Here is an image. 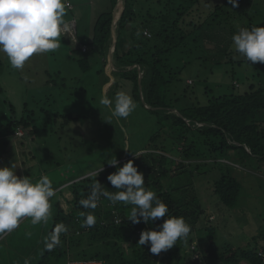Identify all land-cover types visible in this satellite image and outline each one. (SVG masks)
Here are the masks:
<instances>
[{
    "label": "trees",
    "instance_id": "obj_1",
    "mask_svg": "<svg viewBox=\"0 0 264 264\" xmlns=\"http://www.w3.org/2000/svg\"><path fill=\"white\" fill-rule=\"evenodd\" d=\"M116 1L103 0L105 4L98 8V18L93 22L90 48L86 45L78 46L81 52L91 53L93 56L75 61L77 67L85 74L91 72L94 64L98 67V74L105 73L103 58L106 57L112 40L111 22ZM208 2L125 0L115 46V60L121 65L111 60L110 66L107 62L110 69L115 67L118 70L111 74V85L114 89L121 79L130 82L132 96L139 103L138 74L133 70L128 71L127 69L134 65L126 63L135 60L143 73L142 100L147 106L157 109H146L154 118L158 131L149 138L147 148L143 150L145 152L123 155L118 161V166L123 167L129 160H133L134 166L144 174L145 186L155 191L167 204L169 214L183 216L190 224L189 237L187 240H178L177 245L167 251L152 254L150 245L138 244L140 234L150 229L158 231L167 217L150 221L149 224L143 221L133 224L129 221L131 205L125 206L122 202L113 205L103 197L95 210L84 209L79 201L87 198L96 180L107 190L115 191L107 177L117 169L105 164L98 176L94 173L68 185L72 195L69 211L63 210L58 202V196L63 192L56 196L54 215L45 238L53 230L55 223L62 222L69 230L61 235L62 243L54 250L47 251L43 246V254L37 264H66L67 261L87 260H98L104 264H262L259 252L264 253V246L261 247L258 241L264 240V227L261 226L259 232L251 238L253 246L218 251L214 243L213 229L198 227L205 212L199 198L190 188L192 183L185 184L183 178L187 173L207 174L211 165L218 173L213 182L214 196L227 208L238 209L239 204L247 198H241L245 189L234 175L237 170L234 167L244 169L260 162L264 163V84L246 77L244 81L248 87L242 93L231 92L228 95L214 96L211 89H208L209 91H205L208 100L204 105L198 101H189L186 89H182L178 95L169 93L175 88L173 84L178 83L181 71L188 64L186 61L175 63L174 54L177 50L185 47L193 49L191 46H198L200 49L202 46L197 44L198 41L204 43L205 37L212 38L204 33L205 30H221L218 28L221 24L218 14L225 15L224 10L221 6H214V12L209 15V19L201 12ZM250 2L251 0H246L245 9ZM257 3L261 7L264 0ZM70 4L73 9L68 11L73 12L74 6ZM242 4V0H238V7H234L236 9L230 12L231 18H237L245 28L262 27V24H252L253 20L247 11L244 14H236V10L243 7ZM207 20H210L208 24ZM144 31H148L151 36L145 37ZM224 51L227 57L238 55L233 49L229 51L228 47H225ZM233 59L236 58H232L230 64H233ZM243 64L253 65L246 59L236 62V66ZM60 75L57 69L54 77H48L47 83L55 81ZM104 79V84L109 81L106 75ZM231 87L232 91L238 88L232 84ZM5 103L10 105L9 110L13 114L11 104L7 101ZM169 111H175L179 116L191 120V123H186ZM5 128L13 133L20 129L23 136L27 134L31 138V135L37 132L30 116L20 119L12 117ZM162 134H167V140L171 141L172 149L174 148V151L170 152L172 155L161 153L165 151V143L164 146H159L156 141L162 138ZM123 159L125 161H122ZM176 180L183 182L176 184ZM89 211L94 212L97 222L92 227H81L85 217H81L80 213ZM254 214L253 217L257 220ZM257 217L262 218L260 215Z\"/></svg>",
    "mask_w": 264,
    "mask_h": 264
},
{
    "label": "rangeland",
    "instance_id": "obj_2",
    "mask_svg": "<svg viewBox=\"0 0 264 264\" xmlns=\"http://www.w3.org/2000/svg\"><path fill=\"white\" fill-rule=\"evenodd\" d=\"M208 1L201 9L207 18L210 19L214 6H221L224 10L225 15L218 14L221 21L218 28L221 30H205L204 33L212 38L205 37L204 43L198 41L197 44L202 46L200 49L198 46H191L193 49L185 47L177 50L174 54L175 63L186 61L188 64L181 71L178 83L173 84V91H169L170 94L178 95L182 89H186L189 101H198L201 105L208 100L205 95L208 89H211L214 96L242 93L248 87L244 81L246 77L264 84V63L236 66L237 61L245 58L239 54L227 57L224 51L225 47L229 51L233 49L232 36L239 28L244 27L237 18H231L230 12L236 8L227 0ZM245 2L246 0H242L243 7H239L236 14L247 11L253 20L252 24H262L264 27V4L260 7L256 0H251L245 9ZM70 3L73 4L74 11L67 10L66 19L75 21L73 24L76 25V34L73 33L75 28L72 25V30L65 38L61 37L62 45L58 50L34 55L23 69L12 68L7 57L0 53V167H11L14 164L17 176L31 177L33 182L42 175H48L56 189V195L51 200L52 218L56 196L61 192L63 193L58 196V202L63 210L69 211L72 195L68 185L71 182L93 175L114 158L119 161L125 154L145 152L143 150L147 148L149 138L158 131L152 115L134 98L137 107L126 120H109L110 113L100 104L101 97L106 95L113 98L122 90L132 96L130 82L121 79L114 89L111 85L112 70L106 65V57L103 58L104 74L97 73L96 64L92 66L91 72L85 74L75 62L83 57H93L91 53L81 52L78 46L86 45L90 48L93 22L98 18V8L105 2L70 0ZM209 21H206L207 24ZM232 58L236 59L230 64ZM57 69L61 75L48 84V77H54ZM104 75L109 77L105 84ZM231 84L238 88L232 91ZM5 101L13 107V114ZM26 116L32 118L37 131L31 135L32 138L27 134L17 137L5 128L12 117L20 119ZM167 137V134H162V138L156 141L159 146H164L165 143V151L158 152L172 155L170 152L174 148L172 149ZM209 169L207 174L187 173L183 176L185 184L192 183L190 188L199 198L205 212L198 227L213 229L218 251L253 246L251 238L259 232L261 226L264 227V163L244 169L234 167L237 169L234 175L245 189L241 198H247L239 204L238 209L227 208L214 196L213 182L218 173L211 165ZM176 182L178 184L183 181ZM258 215L262 218H258ZM52 218L46 225L35 226L31 224L30 218H23L17 229L0 234V264H24L26 258L30 259L31 264H37L43 254L44 239ZM28 232L31 233L30 237L26 235ZM258 243L264 244V240L261 239Z\"/></svg>",
    "mask_w": 264,
    "mask_h": 264
},
{
    "label": "clouds",
    "instance_id": "obj_3",
    "mask_svg": "<svg viewBox=\"0 0 264 264\" xmlns=\"http://www.w3.org/2000/svg\"><path fill=\"white\" fill-rule=\"evenodd\" d=\"M233 7H238V0H228ZM70 0H0V53L4 54L10 66L23 69L34 55L53 53L61 47V37L72 30L74 20L66 19ZM140 30L137 31V36ZM232 47L247 62L264 63V27L239 28L232 36ZM100 104L110 113L109 120H126L136 109L133 97L126 91H118L113 98L104 95ZM116 167V172L108 175L107 180L115 191L107 190L97 180L92 184L87 198L79 204L84 209L95 210L101 197L111 204L131 205L129 221L146 224L165 218L159 230L142 231L138 244L150 245L152 254H160L177 245L178 240H187L191 226L183 216L169 214L165 204L157 193L145 186L144 174L129 160L118 166L116 158L109 163ZM17 167H0V234L17 229L23 218H30L33 226L48 224L52 218V198L56 195L52 180L42 175L33 182L31 177H19ZM103 171V166L95 173ZM85 217L81 227H92L97 218L93 211L81 212ZM211 218V216H210ZM212 220V219H210ZM68 227L55 223L53 230L44 239L47 251L60 246L61 235L68 232ZM28 237L31 233H26ZM24 264H31L25 259Z\"/></svg>",
    "mask_w": 264,
    "mask_h": 264
},
{
    "label": "water",
    "instance_id": "obj_4",
    "mask_svg": "<svg viewBox=\"0 0 264 264\" xmlns=\"http://www.w3.org/2000/svg\"><path fill=\"white\" fill-rule=\"evenodd\" d=\"M124 4H125V0H117L116 1V5H115L114 12H113V17H112V22H111L112 40L110 42L109 49L106 53V60H107L106 65H108V63H107L108 60H110V61L113 60L114 63H117L115 60V55H116L115 54V46H116L118 36H119V22H120V18H121V15L123 13V10H124ZM126 63L134 65V67H130L127 70H133L138 74V101H139L140 106L144 109H147V110H157L156 108H151V107L147 106L142 100V94L141 93H142V87H143V73H142L139 65L136 63L135 60H130V61H127ZM117 64L121 65L119 63H117ZM111 70H112V73L118 71L117 68H115V67ZM169 113H172L173 115L178 116L179 118H181L183 121H185L188 124L191 123V120L179 116L175 111H169Z\"/></svg>",
    "mask_w": 264,
    "mask_h": 264
},
{
    "label": "built area",
    "instance_id": "obj_5",
    "mask_svg": "<svg viewBox=\"0 0 264 264\" xmlns=\"http://www.w3.org/2000/svg\"><path fill=\"white\" fill-rule=\"evenodd\" d=\"M73 7L71 5V7L69 8V10H72ZM73 28H75V25L73 24ZM73 33L75 35V29L73 30ZM143 35L147 38H149L151 35L148 31H144ZM83 50H85V48L83 47ZM15 135L20 137L23 135V132L19 129L15 132ZM122 161H125V159H123ZM259 256L261 257V261L262 264H264V253H262L261 251L259 252ZM66 264H104L101 261L98 260H87V261H67Z\"/></svg>",
    "mask_w": 264,
    "mask_h": 264
},
{
    "label": "bare ground",
    "instance_id": "obj_6",
    "mask_svg": "<svg viewBox=\"0 0 264 264\" xmlns=\"http://www.w3.org/2000/svg\"><path fill=\"white\" fill-rule=\"evenodd\" d=\"M110 59V58H109ZM108 63H109V65L111 66V61L110 60H108Z\"/></svg>",
    "mask_w": 264,
    "mask_h": 264
},
{
    "label": "crops",
    "instance_id": "obj_7",
    "mask_svg": "<svg viewBox=\"0 0 264 264\" xmlns=\"http://www.w3.org/2000/svg\"><path fill=\"white\" fill-rule=\"evenodd\" d=\"M74 23H75V22H74ZM262 242H263V241H262ZM262 242H261V243H262ZM261 243H259V244L261 245V247L264 246V244H261Z\"/></svg>",
    "mask_w": 264,
    "mask_h": 264
}]
</instances>
